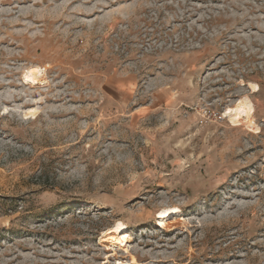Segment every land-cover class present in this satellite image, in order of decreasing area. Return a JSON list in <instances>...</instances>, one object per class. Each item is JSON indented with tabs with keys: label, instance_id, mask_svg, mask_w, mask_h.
Segmentation results:
<instances>
[{
	"label": "rangeland",
	"instance_id": "1",
	"mask_svg": "<svg viewBox=\"0 0 264 264\" xmlns=\"http://www.w3.org/2000/svg\"><path fill=\"white\" fill-rule=\"evenodd\" d=\"M0 264H264V0H0Z\"/></svg>",
	"mask_w": 264,
	"mask_h": 264
},
{
	"label": "bare ground",
	"instance_id": "2",
	"mask_svg": "<svg viewBox=\"0 0 264 264\" xmlns=\"http://www.w3.org/2000/svg\"><path fill=\"white\" fill-rule=\"evenodd\" d=\"M41 75V71L38 68H32L24 73L23 80L27 84L34 85ZM254 87H257L254 85ZM255 89V88H254ZM257 89V88H256ZM254 107L251 101L245 97L241 99L233 108H229L225 113V116L233 125L245 124L248 128L254 131H258L259 128L253 121ZM180 210L176 207L163 209L158 213V225L167 227L172 217L176 216ZM178 219V218H177ZM176 220V219H175ZM178 222V221H177ZM173 223V222H171ZM174 224V223H173ZM170 228V227H169ZM167 229V228H166ZM165 230V229H164ZM130 241V236L127 233L126 226L122 223H117L112 229L107 232L101 239L102 243H107L110 246H117L119 248H125Z\"/></svg>",
	"mask_w": 264,
	"mask_h": 264
}]
</instances>
